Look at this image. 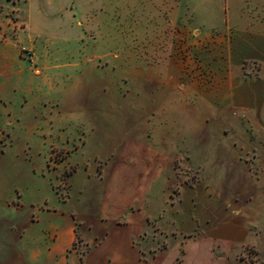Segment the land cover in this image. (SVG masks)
<instances>
[{"label":"crops","instance_id":"0c3cea01","mask_svg":"<svg viewBox=\"0 0 264 264\" xmlns=\"http://www.w3.org/2000/svg\"><path fill=\"white\" fill-rule=\"evenodd\" d=\"M158 15L160 34L115 53L120 81L93 75L90 49L61 85L44 70L73 66L28 58L26 24L2 22L0 264H264V0ZM175 37L211 82L183 76Z\"/></svg>","mask_w":264,"mask_h":264},{"label":"rangeland","instance_id":"374dc122","mask_svg":"<svg viewBox=\"0 0 264 264\" xmlns=\"http://www.w3.org/2000/svg\"><path fill=\"white\" fill-rule=\"evenodd\" d=\"M170 1L174 0H0V26L7 15L13 20L22 19L26 30L19 34V41L28 48L25 49L28 58L31 57L29 49L35 47L40 54L52 51L41 55L48 60L52 58L59 64L73 66L69 70H44L42 77L49 75L59 85L68 74H79V67L90 56L87 53L90 49L100 52L91 55L97 56L95 64L99 66L92 71L93 75L120 81L130 71L121 69L119 62L130 60L131 56L120 54L117 59L115 53L130 50L138 43L142 46L154 33L160 34L159 28L165 23L158 14L165 13ZM14 29L12 27V32ZM183 46V40L173 38V62L178 65L182 60L183 76L188 80L210 81L213 77L210 71L191 69L190 60L194 57L191 46ZM59 50L65 54H58ZM123 92L131 94L130 88ZM248 250L252 255V248Z\"/></svg>","mask_w":264,"mask_h":264},{"label":"built area","instance_id":"2783aa9c","mask_svg":"<svg viewBox=\"0 0 264 264\" xmlns=\"http://www.w3.org/2000/svg\"><path fill=\"white\" fill-rule=\"evenodd\" d=\"M249 72L250 73H255L256 69H257V65H255L254 63H250L247 65ZM237 111H234V114H236Z\"/></svg>","mask_w":264,"mask_h":264}]
</instances>
